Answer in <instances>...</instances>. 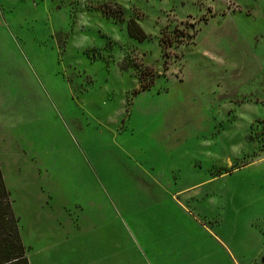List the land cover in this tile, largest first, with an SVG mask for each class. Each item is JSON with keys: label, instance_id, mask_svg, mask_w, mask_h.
<instances>
[{"label": "rangeland", "instance_id": "obj_1", "mask_svg": "<svg viewBox=\"0 0 264 264\" xmlns=\"http://www.w3.org/2000/svg\"><path fill=\"white\" fill-rule=\"evenodd\" d=\"M0 169L29 264H264V0H0Z\"/></svg>", "mask_w": 264, "mask_h": 264}, {"label": "trees", "instance_id": "obj_2", "mask_svg": "<svg viewBox=\"0 0 264 264\" xmlns=\"http://www.w3.org/2000/svg\"><path fill=\"white\" fill-rule=\"evenodd\" d=\"M138 26V25H137ZM140 36L145 37L139 28ZM0 264H29L20 235L18 220L0 169Z\"/></svg>", "mask_w": 264, "mask_h": 264}]
</instances>
